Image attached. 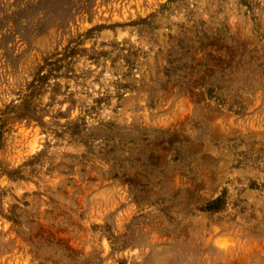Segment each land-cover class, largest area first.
Wrapping results in <instances>:
<instances>
[{"label": "rangeland", "instance_id": "374dc122", "mask_svg": "<svg viewBox=\"0 0 264 264\" xmlns=\"http://www.w3.org/2000/svg\"><path fill=\"white\" fill-rule=\"evenodd\" d=\"M0 264H264V0H0Z\"/></svg>", "mask_w": 264, "mask_h": 264}]
</instances>
